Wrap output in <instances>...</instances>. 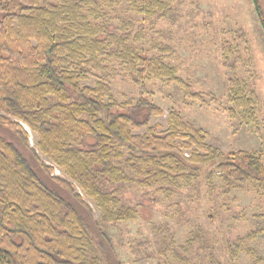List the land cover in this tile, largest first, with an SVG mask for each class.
Masks as SVG:
<instances>
[{"label": "trees", "instance_id": "16d2710c", "mask_svg": "<svg viewBox=\"0 0 264 264\" xmlns=\"http://www.w3.org/2000/svg\"><path fill=\"white\" fill-rule=\"evenodd\" d=\"M126 1L144 18L174 15L173 0ZM252 1L264 29L259 0ZM100 3L0 0V125L28 152L0 134V264H111L110 239L101 225L134 217L135 208L118 196L126 182L178 187L180 180L197 178L202 165L214 163L229 184L264 179L259 151L224 154L177 110H169L166 128L149 124L163 111L147 98V77L176 82L191 98L200 94L163 56L128 44V23L115 26ZM110 59L139 86L134 105L112 97ZM93 70L100 72L94 85H83ZM228 83L230 114L253 123L254 87L233 73ZM22 124L36 133L38 152L93 199L97 219L69 180L52 175ZM142 127L143 133L132 132Z\"/></svg>", "mask_w": 264, "mask_h": 264}, {"label": "rangeland", "instance_id": "374dc122", "mask_svg": "<svg viewBox=\"0 0 264 264\" xmlns=\"http://www.w3.org/2000/svg\"><path fill=\"white\" fill-rule=\"evenodd\" d=\"M259 4L264 17V0ZM100 5L115 26L128 23V44L148 56H163L200 94L191 98L176 82L147 77L145 88L151 91L147 98L163 111L151 117L150 125L166 128L168 112L174 109L224 154L259 151L264 161V29L252 0H173V18H144L126 0L111 4L101 0ZM107 62L114 68L107 77L112 97L134 105L140 97L139 86L123 65L113 59ZM232 73L255 89L258 102L253 123L228 110ZM99 74L93 70L81 83L93 86ZM22 126L29 145L36 149V133ZM144 131L142 127L132 132ZM0 134L19 145L6 127L0 125ZM36 151L53 167L52 175L69 180ZM215 167L216 163L202 165L197 178L187 183L180 180L178 187L133 181L119 185L118 196L135 208V214L129 220L101 225L110 239L111 264H264V179L229 184ZM70 182L97 219L100 211L93 199Z\"/></svg>", "mask_w": 264, "mask_h": 264}]
</instances>
